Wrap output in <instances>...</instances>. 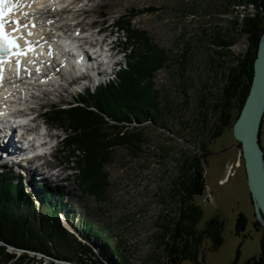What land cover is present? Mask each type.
<instances>
[{
  "label": "rangeland",
  "instance_id": "rangeland-1",
  "mask_svg": "<svg viewBox=\"0 0 264 264\" xmlns=\"http://www.w3.org/2000/svg\"><path fill=\"white\" fill-rule=\"evenodd\" d=\"M242 3L235 0H81L69 16L65 12L59 13L62 18L73 16V20H68L71 25L69 32L78 28L81 35L86 30L88 35L95 36V41L89 38L91 42L96 44L100 41L102 45L111 47V56H120L117 57L119 61L107 66L98 64L99 73L90 65L71 67V72L65 75L66 79L56 89L32 99L30 105L34 109L29 114L37 115L34 126L40 131H44L46 126L50 134H56L57 145L48 160L38 163L40 166H33L28 157L20 158L14 162L20 172L7 163V168L0 165V174L8 172V177L16 182L21 178L22 199L29 198L31 204L38 207V212L47 205L41 203L40 194L36 193L41 192L38 178H46L52 190H45L49 195H41L48 197L50 206L55 202L61 203L60 223L70 225L69 233L96 253L101 248L100 242L90 236L82 237L68 220L66 210L71 212L70 217L78 227L83 219L94 226H105L104 233L110 235L117 253L125 257L127 264H170L162 241H167V235L174 230V222L179 216L178 195L171 192L173 180L186 157L194 154L203 156L205 186L202 194L192 200L202 210V216L194 230L202 233L206 222L217 217L222 222V243L212 249L211 239L200 234L199 242L195 241L191 246L192 258L184 260L183 264H229L238 247L239 263L257 257L260 240L264 239V226L255 215L240 145L232 134L236 107L231 110L230 123L222 134L210 138L216 121L210 104L219 97L227 68L237 63L229 57L243 55L248 46L247 34L231 23L235 16L239 22L243 15L255 12L253 6ZM118 18L129 23L128 33L116 22ZM63 22L67 24V20L60 21ZM217 33H223L225 39V35L233 38L229 54L214 52L218 48L212 40ZM135 50L145 55L147 64L158 50L161 52L160 66L152 67L151 64L147 72L137 68L135 73L129 68L133 63L129 56ZM83 52L90 58L84 56L87 62H96L91 54ZM129 69L134 71L132 78L160 90V112L155 115V120H134L130 124L119 122V125H126L139 142H134L133 146L112 145L106 148L102 170L107 184L102 198H96L89 193V189L93 190V183H89L73 161L79 160L87 172L85 153L83 150L81 153L77 145L78 148L64 143L68 129L74 126L67 121L66 115L63 116L65 120L63 117L58 120L54 113L72 106L94 110L92 98H96L97 90L100 91L105 84H122V74ZM105 118L115 122L110 117ZM105 131L114 133L116 130ZM259 140L264 152V114ZM202 144H205L203 151ZM71 150L73 152L70 153ZM86 157L89 158L87 154ZM26 167L34 169L31 171L35 174ZM239 213L245 216L246 223L244 230L236 234L235 223ZM0 244L5 246L1 241ZM5 248L8 253L14 252V257L0 261V264H15L20 254L25 252ZM26 253L34 259L33 262L22 261L20 264H80L76 253L67 261L42 253ZM67 254L72 256L71 252ZM102 259L105 264H118L114 254L112 257L105 254Z\"/></svg>",
  "mask_w": 264,
  "mask_h": 264
},
{
  "label": "trees",
  "instance_id": "trees-1",
  "mask_svg": "<svg viewBox=\"0 0 264 264\" xmlns=\"http://www.w3.org/2000/svg\"><path fill=\"white\" fill-rule=\"evenodd\" d=\"M235 2H244L247 5H251L255 8V12L253 15H243L239 22L238 16L231 20L232 26H239L240 32L247 34L248 46L243 55L236 57L230 55L231 61L236 60L237 63L227 68L225 82L221 87L219 97L210 104V111L214 112L216 116V121L210 133L211 139L220 136L224 127L230 123L233 107L237 109L234 120L242 108L250 87L257 47L264 32V0H235ZM120 19L118 18L116 22L128 33L130 31L129 23L122 22ZM122 23L125 25H122ZM225 36L227 37L226 39L225 37L223 38V33H217L213 37L212 41L218 48L214 50L215 53L220 55H224L225 52L227 54L230 53L229 49L234 41L233 38ZM132 42H135L134 44L137 47V42L135 40ZM156 51V54L151 58V62L147 64L146 59L144 60L146 58L145 55H142L140 50H135V53L129 56V61L132 60L133 62L132 65L129 63V68L134 71L140 68L147 72L151 64L152 67H157L161 52L158 53V50ZM130 69L122 74V84H105L106 86L100 87V91L97 90L96 98H92L94 100L92 102L94 110L72 106L67 109H58L54 113V117L58 120H61L66 115L67 121L74 126L72 129H68L69 133H65L64 143L67 146L75 145L76 148L79 147L80 152L83 150L82 152L85 153L86 167L89 168L87 172L86 169L81 167L79 160L74 159L73 161L76 167L78 165V168H81L83 176L89 179V183H93V186H91L93 190L89 189V193L96 196V198H102L107 184L102 170V160L104 159L106 148L112 145L133 146L134 142H139L136 136L130 130H127V126L119 125V122L130 124L134 120H155V115L160 112V90L154 89V87L151 88L150 84H142L132 78L134 71L130 72ZM128 75L129 79L127 81ZM105 116L110 117L115 122H109ZM64 117L62 120H65ZM106 129H115L116 131L114 133H106ZM200 147L203 151L205 144ZM71 152L73 151L71 150ZM86 154L89 158L86 157ZM202 158L203 156L195 154L186 157L180 167L179 174L173 180L172 191L170 189L174 195H178L179 200V216L174 222V230L167 235V241H162L164 252L170 264H183L184 260L191 259V246L195 241L199 242L201 235L205 234L211 239L212 249L218 248L222 243L220 234L222 222L217 217H212L206 222L202 233L194 230L195 224L202 216L200 207L192 203L194 196L201 195L205 186ZM8 176L9 173L7 172L0 174L1 242L65 261L71 260L76 253V260L80 264H105L102 259L105 254L111 257L114 254L117 258L116 263L127 264L125 257L117 253L116 247L110 240V235L104 233L106 231L105 226H94L87 219H83L78 227L77 222L75 223L70 217L71 212L64 210L70 223L79 231L82 237L90 236L95 241L100 242L101 248L99 247V252L96 253V251L81 243L73 234L62 227L59 220V213L63 207L61 203L55 202L53 206H50L48 205V197L41 195H45L47 192L45 190L43 193L38 192L41 203L47 204L43 207L46 209L42 208L38 212V207L33 203L31 204L29 198L27 200L22 199V181L18 179V182H16L17 180L15 181V179H11ZM245 223V216L239 213L235 223L236 234L244 230ZM256 224L258 225V223ZM5 249V246L0 244L1 262L9 261L8 259L14 257V252L8 253ZM65 252H71L72 256ZM238 258L239 247L236 250L234 259L229 264H264V239L260 240V252L257 257L253 256L246 259L243 263H239ZM33 260L26 252H23L15 264H20L22 261L26 263L33 262Z\"/></svg>",
  "mask_w": 264,
  "mask_h": 264
},
{
  "label": "bare ground",
  "instance_id": "bare-ground-1",
  "mask_svg": "<svg viewBox=\"0 0 264 264\" xmlns=\"http://www.w3.org/2000/svg\"><path fill=\"white\" fill-rule=\"evenodd\" d=\"M18 1L19 2L16 4V7L11 12V16H14V18H11L10 20H18L21 24H27L28 27L19 28L17 32L21 33L24 39L35 41L37 45H39V50L43 51L44 48H46V51H48L49 54L48 56L41 57H39L38 55L28 54L24 58V62L27 63L24 64L25 67H22L19 73H5L3 80L0 82V119L14 117L16 109L26 107V105H28L27 102L32 101V99L34 98L37 99L42 95H45L47 91L53 88L56 89V86L62 84V81L66 79L65 75H67L68 72H71V67L81 66L78 65L75 60L81 59L82 55L70 54V52L67 53L65 51H61V49H67L68 51H71L73 49L75 50L76 47L74 43H76V40L83 41L84 39L83 34H81L82 36L73 35L77 33L78 28H74L71 32L68 31L71 29V25L69 24L70 22H68V20H73L74 18L73 16H71V18L67 16L73 13L72 11L74 9H77V6H79L81 0ZM64 12L67 13V16L65 18L59 17V13ZM63 19L67 20V24H65L64 22L60 23V21ZM4 21H6V19H4ZM8 25L12 26L10 22ZM63 26L68 27V29L66 27L64 28ZM65 31L69 34L65 33ZM84 34H86V36H88V38H90L91 40L95 41L94 35L90 36L88 35V32ZM98 42L100 41H97L96 45L98 44ZM96 51L100 53L97 48ZM51 56H54V60L62 59L64 64L62 65L55 62L51 58ZM72 56L74 57V59ZM84 56L88 57L87 54H84ZM101 59H103V56L101 57ZM57 64L61 66V69H53L49 71L50 66L56 67ZM96 64L97 63H94L91 68L97 69L98 66H96ZM31 65L32 67H30ZM7 75L8 77H5ZM16 122L21 125V127H19L20 130L24 129L25 126L23 125H26V123L28 124L29 117L26 114H20ZM31 129L33 130V132H31V136L33 137V139L28 138L27 140H24L25 144L22 142L24 150L27 149V151L30 147V141L36 140L37 142H39L44 138L42 132H38V130L34 126H32ZM24 134H27V132ZM17 135L19 136L18 138H16V140L18 141L20 135ZM38 179H40L41 181V185H39L38 183V187L40 188L39 190H41L42 193L44 192V190H51L49 189L51 188V186L46 183V178L39 177ZM61 225L64 224L61 223ZM63 227L66 228L67 231L68 229H71L70 225H64Z\"/></svg>",
  "mask_w": 264,
  "mask_h": 264
},
{
  "label": "water",
  "instance_id": "water-1",
  "mask_svg": "<svg viewBox=\"0 0 264 264\" xmlns=\"http://www.w3.org/2000/svg\"><path fill=\"white\" fill-rule=\"evenodd\" d=\"M263 114L264 32L253 61L252 78L246 99L232 125L233 137L240 145V155L255 215L261 219L264 226V152L259 140ZM3 244L19 251L34 253L4 242Z\"/></svg>",
  "mask_w": 264,
  "mask_h": 264
},
{
  "label": "snow or ice",
  "instance_id": "snow-or-ice-1",
  "mask_svg": "<svg viewBox=\"0 0 264 264\" xmlns=\"http://www.w3.org/2000/svg\"><path fill=\"white\" fill-rule=\"evenodd\" d=\"M12 0H0V48L7 49L9 51L13 49H20V45L17 43L18 37L12 35L11 33L17 32L19 28H27V24H21L18 20H12L10 23L16 25V27L7 30L6 24L3 19L5 15V8L11 4ZM30 35V33H29ZM30 44L29 41H25V45ZM19 65V61H17ZM0 72H2V67H0Z\"/></svg>",
  "mask_w": 264,
  "mask_h": 264
}]
</instances>
